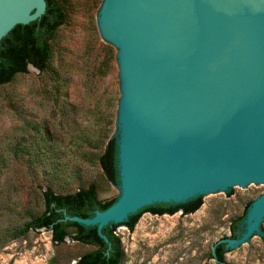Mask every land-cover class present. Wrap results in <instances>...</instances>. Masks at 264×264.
<instances>
[{
	"label": "water",
	"instance_id": "obj_1",
	"mask_svg": "<svg viewBox=\"0 0 264 264\" xmlns=\"http://www.w3.org/2000/svg\"><path fill=\"white\" fill-rule=\"evenodd\" d=\"M46 7L0 0V39ZM100 29L119 48L120 194L92 217L65 219L103 235L148 205L264 183V0H105ZM244 222L215 246L261 232L264 193Z\"/></svg>",
	"mask_w": 264,
	"mask_h": 264
},
{
	"label": "rangeland",
	"instance_id": "obj_2",
	"mask_svg": "<svg viewBox=\"0 0 264 264\" xmlns=\"http://www.w3.org/2000/svg\"><path fill=\"white\" fill-rule=\"evenodd\" d=\"M57 2L65 21L50 41L46 67L0 83V264H75L95 249L69 236L56 243L45 228L24 230L43 212L48 186L69 193L94 183L101 200L120 194L99 161L118 132L122 96L119 48L100 29L105 0ZM263 193L264 183L241 185L201 196L192 213L146 211L134 230L116 229L121 264H218L215 244L231 237L233 220ZM262 232L229 248L225 261L264 264Z\"/></svg>",
	"mask_w": 264,
	"mask_h": 264
},
{
	"label": "trees",
	"instance_id": "obj_3",
	"mask_svg": "<svg viewBox=\"0 0 264 264\" xmlns=\"http://www.w3.org/2000/svg\"><path fill=\"white\" fill-rule=\"evenodd\" d=\"M46 11L39 18L28 23H17L0 39V83H6L20 72H26L28 65L42 70L46 67L51 56L50 41L57 28L65 21V14L57 0H46ZM101 167L108 178L119 186L118 167V136H112L99 157ZM45 208L41 214L28 221L24 230L45 228L51 230L52 239L61 243L69 236L71 239L95 246L92 251L82 254L76 264H121L123 256L122 241L116 229L119 225H126L134 230L142 214L151 211L156 214H173L179 210L192 213L200 208L203 199L200 196L180 203H155L145 206L123 222H112L102 228L98 225H86L72 219H65L66 215L92 217L97 210H105L114 204L118 197L101 200L98 197L94 183L87 187H79L74 192L57 193L50 186L43 191ZM245 213L231 223V237L237 238L245 230ZM69 228L74 232L69 233ZM264 238V233H261ZM229 250L225 242L215 246V258L218 264H230L225 261V253Z\"/></svg>",
	"mask_w": 264,
	"mask_h": 264
}]
</instances>
